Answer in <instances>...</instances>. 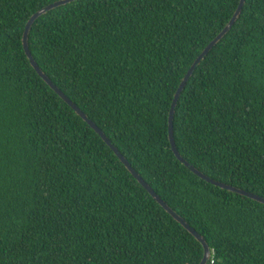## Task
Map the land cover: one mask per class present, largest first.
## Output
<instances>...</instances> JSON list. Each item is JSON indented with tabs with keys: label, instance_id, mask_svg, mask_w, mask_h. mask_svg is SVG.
I'll list each match as a JSON object with an SVG mask.
<instances>
[{
	"label": "trees",
	"instance_id": "1",
	"mask_svg": "<svg viewBox=\"0 0 264 264\" xmlns=\"http://www.w3.org/2000/svg\"><path fill=\"white\" fill-rule=\"evenodd\" d=\"M60 0H0V264H198L201 245L34 73L21 35ZM238 0H74L36 18L41 71L205 242L206 264H264V205L172 155L182 77ZM178 155L264 200V0H243L173 108Z\"/></svg>",
	"mask_w": 264,
	"mask_h": 264
},
{
	"label": "water",
	"instance_id": "2",
	"mask_svg": "<svg viewBox=\"0 0 264 264\" xmlns=\"http://www.w3.org/2000/svg\"><path fill=\"white\" fill-rule=\"evenodd\" d=\"M74 0H60L57 2H54L50 5H47L43 8H41L40 10H38L37 12H35L34 14H32L28 20L26 21L23 31H22V35H21V47H22V52L24 54L25 59L27 60L30 68L34 71V73L42 80V82L65 104L67 105L73 112L75 115H77L100 139L101 141L106 145V147L112 152V154L118 159V161L122 164V166L126 169V171L131 175V177L138 183V185L150 196V198L165 212L167 213L177 224H179L188 234H190L202 247V257L199 261L198 264H206V261L209 257V253H208V249L207 246L205 244V242L203 241V239L197 235L192 229H190L188 227V225H186L184 223V221L179 218L176 214H174L166 205H164L160 199L152 192V190L138 177V175L130 168V166L126 163V161L124 160V158L117 152V150L109 143V141L104 137V135L94 126V124H92L85 115H83L70 101H68L63 95L62 93H60L58 91V89L52 84L50 83V81L41 73V71L38 69V67L36 66V64L34 63V61L32 60L27 45H26V37H27V33L28 30L31 26V24L33 23V21L38 18L40 15H42L43 13H46L58 6L64 5L66 3L72 2ZM243 4V0H238L237 3V7L235 9V11L233 12L231 18L229 19V21L226 23V25L223 27V29L208 43V45H206V47L199 53V55L194 59V61L192 62V64L190 65V67L188 68V70L186 71L185 75L182 77L180 83L178 84V87L173 95L171 104H170V108L168 111V116H167V140H168V144H169V148L170 151L172 153V155L174 156V158L181 164L183 165L185 168H187L193 175H195L196 177H198L199 179L203 180L204 182L217 187L219 189H223L225 191L231 192V193H235L239 196L254 200L258 203H261L264 205V200L251 195L249 193H246L244 191H240L236 188H232L220 183H217L215 181H212L210 179H208L207 177L203 176L201 173H199L198 171H196L194 168H192L191 166H189L176 152V149L174 147L173 141H172V132H171V120H172V114H173V108L174 105L178 99V96L181 92V90L183 89L185 82L187 80V78L189 77V75L191 74V72L193 71L195 65L205 56V54L210 50V48L229 30V28L231 27V25L233 24V22L235 21L240 8Z\"/></svg>",
	"mask_w": 264,
	"mask_h": 264
}]
</instances>
